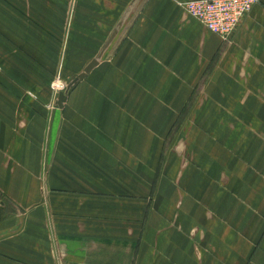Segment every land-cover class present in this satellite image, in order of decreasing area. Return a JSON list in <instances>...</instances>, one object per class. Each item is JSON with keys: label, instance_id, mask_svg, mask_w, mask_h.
Segmentation results:
<instances>
[{"label": "crops", "instance_id": "crops-1", "mask_svg": "<svg viewBox=\"0 0 264 264\" xmlns=\"http://www.w3.org/2000/svg\"><path fill=\"white\" fill-rule=\"evenodd\" d=\"M177 1L185 0H98L95 11H104L107 16L85 14L84 20H92L88 30L82 23L71 27L74 34L80 36L75 40L77 45L85 43L84 34H97L95 39L85 43L87 47L82 48L89 53V58L80 66L77 75L84 72V68L101 52L97 64L85 72L82 79L103 68L105 55L112 50L117 53L115 59H121L125 53L128 81L142 69L150 68L149 76L154 78L151 83L169 85L157 89V93L168 91L164 97L157 94V100H177L180 92H188L189 85H198L199 92L186 131L171 145L177 156L173 177L176 210L171 220L157 219L156 210L144 205L145 219L135 222L136 226L111 214L107 220L97 223V235L78 236L76 233V239L57 235L47 198L51 170L42 175L41 168L37 167V163H42L40 156L43 155L38 142L44 139L48 123L40 116V110L32 106L37 96L49 92L51 87V78H43L29 85L24 101L14 106L9 101L13 99L12 95L0 91V191L11 198L16 208L13 214L0 217V264H101L98 257L104 258L103 255L110 256L112 262L109 264H264V0L253 5L230 41L221 40L205 28ZM15 3L33 6L28 7L29 13L27 8L22 13L11 8L10 4ZM46 3L51 4L52 0H0V51L15 47L12 55L16 56L5 68L22 70L25 65L28 67L27 63L21 62L24 49L34 51L41 44H47L35 38L42 34L29 14H33L36 21L39 19L43 33L47 30L49 36L59 34L61 28L68 25V10L65 18H58L51 9H45ZM73 15V20L79 19L78 15ZM56 28L59 30L53 32L52 29ZM99 29L105 31L100 39ZM17 61L20 63L16 64ZM26 81L29 83V78ZM1 82L5 90L6 85L10 89L16 88L10 85L17 83L5 75ZM18 82L22 84L24 79ZM67 99L68 96L62 103V110L66 108ZM171 109L168 114L177 113V107ZM218 114L221 121L216 125L217 133L210 132L215 126L211 119L202 131L197 129L202 115ZM193 137L195 146L205 148L207 154L211 147H218L222 156L230 155L237 165H241L238 171L250 164L245 172L236 170L235 177H231L239 186L218 190L222 192H219L222 195L220 200L214 197L213 189L206 187L194 190L187 199L180 187L185 170L201 157L191 149ZM68 162L72 164V161ZM35 164L36 168L33 167ZM118 169L126 173L123 165ZM75 170L80 174L78 167ZM38 171L43 180L36 186L35 177H31L30 172L36 174ZM65 178L66 173L61 176V179ZM218 178L227 182V170H221ZM40 198L46 199L44 208H48L49 217L45 219V225L50 232L47 248L43 243L38 257L30 244L21 249V243L26 244V237L19 236V229L29 221V218L21 221V217L38 206ZM124 200L114 198L115 206L110 207V211L120 213L123 203L126 206ZM196 215L200 218L195 219ZM84 224L82 218H76L75 231L84 232ZM99 245L111 247L116 251L115 255L98 253Z\"/></svg>", "mask_w": 264, "mask_h": 264}, {"label": "rangeland", "instance_id": "rangeland-1", "mask_svg": "<svg viewBox=\"0 0 264 264\" xmlns=\"http://www.w3.org/2000/svg\"><path fill=\"white\" fill-rule=\"evenodd\" d=\"M98 5V0H52L51 4L46 3L45 9L48 11L51 9V13L58 18H65L66 11L69 12L68 25L63 26L59 34L52 33L51 36L47 34V30L44 34L43 25L38 24L39 19L36 21L33 14H29V18L37 26V31L42 34L35 38H40L47 44L45 46L41 44L34 51L24 49L21 62L29 66L25 65L22 70L4 67L9 64L12 57H16L12 55V49L15 47L0 51V91L12 95L13 99L9 101L13 106L24 101L26 88L33 82L51 78L49 92L45 91V94L37 96L36 103L32 107H37L40 116H43L48 123L44 139L38 142V146L43 148L39 150L43 155L40 156L42 163L40 165L37 163V167L41 168L42 175L51 170L47 198L54 215L57 235L64 239H76L77 235H97L95 231L97 223L107 220L111 214L114 216L116 214L125 220V223L130 222L136 226L135 222L145 219L146 211H142L144 205L147 209L153 207L156 210L157 219L171 220L176 210L174 208L176 186L173 177L177 163V156L173 153L171 145L175 138L184 135L186 125L191 118L189 114L199 92L198 85L194 84L187 87L188 92H180L177 100H157L155 98L157 94L160 97L168 94V91L157 93V89L169 85L151 83L154 78L149 76L150 68L142 69L140 74L131 78L132 82L128 81L125 53L121 59H115L116 51L112 50L105 55L103 68L96 69L91 75L72 82L81 71L80 66L89 58V53L82 51V48L87 47L85 43L95 39L97 34H84L85 43L77 45L75 40L80 36L75 35L71 27L82 23L88 30L92 20H84L85 14L90 17L92 15L106 17L107 13L104 11H95ZM10 6L14 10L19 9L22 13L27 8L29 13L28 7H32L33 4L15 3ZM79 11L82 14H79ZM73 14L76 17L78 15L79 19L73 20L74 18H71ZM58 30V28L52 29L53 32ZM99 32L100 39L105 31L99 29ZM94 33H96L95 29ZM19 63L20 61H17L16 64ZM136 71L139 72L140 69ZM3 75L17 83L10 85L16 87L15 90L10 89L8 85L5 90L1 82ZM21 78L24 79L22 84L18 82ZM27 78L29 83L26 81ZM59 91L68 96L66 108L63 110V104H57ZM175 107L177 113L172 115L167 113L169 109L173 110ZM216 107L219 108V105L217 104ZM209 119L215 124L210 132L217 133L216 125L221 121L219 114L202 115L197 123V129L202 131ZM194 139L195 137L191 138L193 144L191 149L196 150V155L201 157L185 170V178L180 187L187 199L194 190L206 187L213 189L216 194L214 197L220 200L222 197L219 195L221 191H218L220 188L239 186L235 180H231V177H235V172L241 165H237L230 155L226 158L222 156L218 147H211V151L207 154L205 148L195 146ZM224 160L227 163H224ZM68 161H72V164ZM76 161L79 164H76ZM119 165L124 166L126 173L118 169ZM34 166L36 168V164ZM246 166L249 168L250 164H245L244 170L238 172H245ZM75 167H78L80 174L76 172ZM221 170H227L229 177L227 182H221L218 178ZM65 173L67 178L63 180L61 176ZM30 174L31 177L32 175L35 177L36 186L40 185L43 180L40 172L36 174L30 172ZM21 197L26 198V196ZM114 198L121 201L125 199L126 206L124 207L123 203L120 213L110 211V207L115 206ZM28 200L29 197L27 203ZM40 200L38 206L25 212L21 217V221L29 218L32 222L28 221L19 229V236L26 237V244L21 243V249L27 248V244H30L37 256L43 243L47 248V235L50 232V228L45 225V219L49 217L48 208H44L46 199L40 198ZM0 203V217L11 215L16 210L15 203L1 191ZM140 203L142 205H139ZM185 204L187 205V202ZM32 215L34 218H31ZM76 218H82L86 225V230L82 233L75 231ZM196 218L200 216L196 215ZM180 219L178 218L179 221ZM97 251L101 254L109 252L112 255L116 252L107 245H99ZM103 257L105 259L98 257L99 261H102L101 264L112 262L110 256L103 255ZM93 258L97 259V257Z\"/></svg>", "mask_w": 264, "mask_h": 264}, {"label": "built area", "instance_id": "built-area-1", "mask_svg": "<svg viewBox=\"0 0 264 264\" xmlns=\"http://www.w3.org/2000/svg\"><path fill=\"white\" fill-rule=\"evenodd\" d=\"M258 0H185L177 4L205 28L230 41L242 19Z\"/></svg>", "mask_w": 264, "mask_h": 264}, {"label": "water", "instance_id": "water-1", "mask_svg": "<svg viewBox=\"0 0 264 264\" xmlns=\"http://www.w3.org/2000/svg\"><path fill=\"white\" fill-rule=\"evenodd\" d=\"M111 38L109 37V40H110ZM109 40L107 41V42H109ZM101 54V52L98 54V57H99V55ZM97 57V58H98ZM97 58L96 59H93L85 68H84V72H82V73H80L79 75H77L75 78H74V80L72 81V82H74V81H76L78 78H80V77H82V75L85 73V72H87L88 70H90L94 65H96L97 64V62H98V60H97ZM65 98H66V96H65V94L62 92V91H59V93H58V97H57V104L58 105H62V103L65 101Z\"/></svg>", "mask_w": 264, "mask_h": 264}]
</instances>
